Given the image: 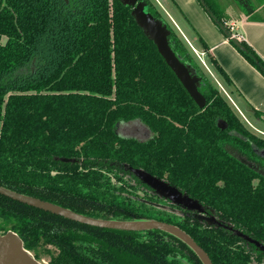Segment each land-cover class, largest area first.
Instances as JSON below:
<instances>
[{
	"label": "trees",
	"instance_id": "16d2710c",
	"mask_svg": "<svg viewBox=\"0 0 264 264\" xmlns=\"http://www.w3.org/2000/svg\"><path fill=\"white\" fill-rule=\"evenodd\" d=\"M204 1L234 44L218 1ZM171 30V47L201 77L203 109L121 0H0V186L96 219L173 224L213 264H264V138L247 131ZM241 43L264 74L262 58ZM133 121L150 137L119 133ZM136 170L197 200L210 217L160 194ZM0 215L25 248L55 246L49 264H204L163 229L99 227L1 193Z\"/></svg>",
	"mask_w": 264,
	"mask_h": 264
},
{
	"label": "water",
	"instance_id": "95a60500",
	"mask_svg": "<svg viewBox=\"0 0 264 264\" xmlns=\"http://www.w3.org/2000/svg\"><path fill=\"white\" fill-rule=\"evenodd\" d=\"M123 4L132 7V15L135 17L137 23L141 26L145 34L154 41L159 53L163 56L167 64L174 71L178 79L184 85L190 96L194 99L196 104L203 109L207 105L206 97L199 89L201 77L196 73L191 65L186 64L175 53L170 45L169 37L172 33L168 23L161 18L154 16L148 9V4L145 0H121ZM202 4L206 11L210 14L212 19L220 23L214 15L207 3L202 0ZM232 37V36H231ZM234 44L245 50L244 45L240 40L232 37ZM219 126L227 127L223 120H219ZM68 162L71 159L64 158ZM243 162H247L242 159ZM136 173L149 185L154 187L160 194L171 199L173 202L185 206L187 208L203 211L202 205L192 197L182 194V192L166 182L152 176L141 170H136ZM0 193L9 196L21 202L33 205L35 207L51 211L53 213L77 220L82 223L95 225L99 227L126 229V230H144V229H163L187 242L200 256L204 264H213L206 251L186 232L179 227L160 220H135V221H118V220H102L93 217H88L70 209L61 207L59 205L19 194L10 189L0 186ZM142 225H136L140 224ZM264 248V246H262ZM0 264H43L33 257V255L25 248L20 236L13 231L5 234L0 233Z\"/></svg>",
	"mask_w": 264,
	"mask_h": 264
},
{
	"label": "crops",
	"instance_id": "0c3cea01",
	"mask_svg": "<svg viewBox=\"0 0 264 264\" xmlns=\"http://www.w3.org/2000/svg\"><path fill=\"white\" fill-rule=\"evenodd\" d=\"M168 6L178 9L180 20L185 21L184 38L191 45L201 48V40L208 47L205 54L212 57L231 80L228 84L224 77L218 75L226 84L229 98L236 107L245 113L255 115V110L264 115V74L260 72L236 48L229 37L213 21L210 14L199 0H162ZM227 26L234 27L235 33L245 41L264 61V18L246 14L243 10H228ZM237 102L240 108L235 103Z\"/></svg>",
	"mask_w": 264,
	"mask_h": 264
},
{
	"label": "rangeland",
	"instance_id": "374dc122",
	"mask_svg": "<svg viewBox=\"0 0 264 264\" xmlns=\"http://www.w3.org/2000/svg\"><path fill=\"white\" fill-rule=\"evenodd\" d=\"M153 9L157 10L159 16L168 23V25L173 29L179 37L186 40L184 38L183 32H185V21L182 22L180 20L181 14L179 10L176 8L174 9L172 6H168L162 2V0H150ZM220 4L221 8L225 13V18H230V14L228 12L229 8L233 7L234 10H243L247 15L252 14L256 15L257 17L264 18V0H217ZM187 41V40H186ZM189 48L194 53V57L197 60L201 70L209 77L212 81L214 86L218 89V91L225 97V99L229 102L239 119L243 122L245 128L249 133L257 135L260 138H264V115H250L249 113L241 112L236 105L231 101L229 98V94L225 88L226 84L220 78L218 73L216 72L214 66L210 62V58L206 55L201 53L198 45V49L187 42ZM196 49V50H195ZM237 106L240 108L239 104L235 102ZM120 134L124 136H135L139 139H146L150 137L151 132L149 129L143 125L139 121H133L131 123H125L120 127ZM173 210V209H170ZM175 211V209H174ZM206 209L203 208L201 211L200 216L202 217H210V215L205 212ZM12 230V223H8L6 219L0 215V233L5 234ZM15 232V231H13ZM16 233V232H15ZM17 234V233H16ZM27 249V248H26ZM34 258L39 260L43 264H49L51 257L58 253V250L55 246L45 243H40L34 249H27ZM181 262V260H180ZM185 262L182 260V263Z\"/></svg>",
	"mask_w": 264,
	"mask_h": 264
},
{
	"label": "built area",
	"instance_id": "2783aa9c",
	"mask_svg": "<svg viewBox=\"0 0 264 264\" xmlns=\"http://www.w3.org/2000/svg\"><path fill=\"white\" fill-rule=\"evenodd\" d=\"M231 32H232V37H234V38H236V39H238L240 41L242 40L243 37L241 35L235 33V29H234L233 26H231ZM203 54H205V52H203Z\"/></svg>",
	"mask_w": 264,
	"mask_h": 264
},
{
	"label": "flooded vegetation",
	"instance_id": "af4514ba",
	"mask_svg": "<svg viewBox=\"0 0 264 264\" xmlns=\"http://www.w3.org/2000/svg\"><path fill=\"white\" fill-rule=\"evenodd\" d=\"M154 8V7H153ZM158 18H161L162 19V17H158ZM163 20V19H162ZM165 22V21H164ZM257 151H258V153L259 154H261V155H263L264 156V149H257Z\"/></svg>",
	"mask_w": 264,
	"mask_h": 264
},
{
	"label": "bare ground",
	"instance_id": "6f19581e",
	"mask_svg": "<svg viewBox=\"0 0 264 264\" xmlns=\"http://www.w3.org/2000/svg\"><path fill=\"white\" fill-rule=\"evenodd\" d=\"M136 225H140V226H141V225H142V223H140V224H136Z\"/></svg>",
	"mask_w": 264,
	"mask_h": 264
}]
</instances>
